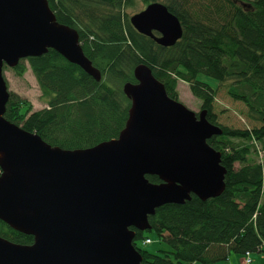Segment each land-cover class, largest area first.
I'll return each instance as SVG.
<instances>
[{"label": "trees", "instance_id": "1", "mask_svg": "<svg viewBox=\"0 0 264 264\" xmlns=\"http://www.w3.org/2000/svg\"><path fill=\"white\" fill-rule=\"evenodd\" d=\"M159 1L180 20L182 36L164 47L138 33L125 8L132 0H47L58 22L76 29L84 54L101 74L99 81L53 49L21 59L13 71H32L47 106L31 103L9 91L4 117L36 132L52 146L85 148L118 136L130 100L125 82H135L133 68L144 63L167 94L178 100V81L207 110V119L222 133L207 139L221 153L226 168L224 191L200 200L167 203L148 217L162 247L150 251L136 240L150 237L135 230L134 245L142 264H218L231 251H264V0H143ZM5 68V67H4ZM205 74L227 94L242 102L249 128L221 124L214 100L218 87L200 79ZM259 152L261 160H256ZM159 182L156 175H146ZM0 236L20 244L33 237L0 220ZM151 238V237H150ZM148 245V244H145ZM264 264V261L263 263Z\"/></svg>", "mask_w": 264, "mask_h": 264}, {"label": "water", "instance_id": "2", "mask_svg": "<svg viewBox=\"0 0 264 264\" xmlns=\"http://www.w3.org/2000/svg\"><path fill=\"white\" fill-rule=\"evenodd\" d=\"M160 46L182 36L180 20L154 1L129 16ZM53 49L99 81L76 29L57 21L47 0H0V220L31 244L0 236V264H142L135 230L167 204L219 196L226 168L208 142L222 133L207 110L170 97L149 66L125 82L128 116L118 136L85 148H61L4 117L5 66ZM146 175H156L151 182Z\"/></svg>", "mask_w": 264, "mask_h": 264}, {"label": "rangeland", "instance_id": "3", "mask_svg": "<svg viewBox=\"0 0 264 264\" xmlns=\"http://www.w3.org/2000/svg\"><path fill=\"white\" fill-rule=\"evenodd\" d=\"M145 2L143 0H132V4L125 8V12L128 16L140 11L145 7ZM27 69L22 76H18L13 68L5 66L3 69V76L6 80L9 91L15 92L22 98L27 99L31 103L32 110H38L47 106L44 98L42 97V92L38 86V83L33 75L32 71L26 64ZM200 79L206 81L213 87H218L219 82L203 73L198 76ZM229 81L223 82L217 88L215 100H214V112L216 113V119L219 123L237 127V128H249L255 124L246 116V108L244 104L238 100L232 99L227 94V86ZM177 89L179 92L178 100L181 101L186 107L198 113L201 110V101L194 97L187 83L179 80L177 84ZM263 158V153L259 152L256 160H261ZM145 234L149 235L152 239V243L145 245L141 239L136 240L139 246L145 247L150 251H154L157 248L163 246L159 241L155 231H144ZM244 255L236 253L234 251L230 252L229 257L226 260H219L218 264H243ZM251 262L249 264H262L264 261V251L262 252H250ZM200 264V263H195Z\"/></svg>", "mask_w": 264, "mask_h": 264}, {"label": "built area", "instance_id": "4", "mask_svg": "<svg viewBox=\"0 0 264 264\" xmlns=\"http://www.w3.org/2000/svg\"><path fill=\"white\" fill-rule=\"evenodd\" d=\"M144 243L150 244L152 243V239L150 237H147L144 239ZM243 255H244L243 260H242L243 264H249L251 262L250 252H246Z\"/></svg>", "mask_w": 264, "mask_h": 264}]
</instances>
